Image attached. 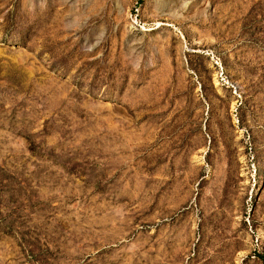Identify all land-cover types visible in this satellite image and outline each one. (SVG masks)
<instances>
[{"label": "rangeland", "instance_id": "obj_1", "mask_svg": "<svg viewBox=\"0 0 264 264\" xmlns=\"http://www.w3.org/2000/svg\"><path fill=\"white\" fill-rule=\"evenodd\" d=\"M222 1L0 0V264H264V97L202 59L258 0Z\"/></svg>", "mask_w": 264, "mask_h": 264}, {"label": "trees", "instance_id": "obj_2", "mask_svg": "<svg viewBox=\"0 0 264 264\" xmlns=\"http://www.w3.org/2000/svg\"><path fill=\"white\" fill-rule=\"evenodd\" d=\"M223 25L224 31L214 49L204 50L202 59L205 65H213L222 72L229 95H238L243 98L241 105L245 100L247 105L249 92L255 99L264 97V0L251 1L242 14L231 11L223 19ZM195 55L194 51L186 53L187 67L192 74H195ZM258 59L262 60L258 63ZM205 73L209 75L208 71ZM202 88L205 90V83ZM210 143L214 144L215 139L211 138Z\"/></svg>", "mask_w": 264, "mask_h": 264}]
</instances>
